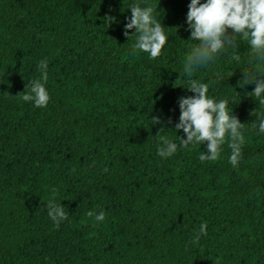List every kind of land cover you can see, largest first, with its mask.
<instances>
[{"label":"trees","instance_id":"obj_1","mask_svg":"<svg viewBox=\"0 0 264 264\" xmlns=\"http://www.w3.org/2000/svg\"><path fill=\"white\" fill-rule=\"evenodd\" d=\"M137 3L171 29L155 59L131 55L135 38L123 35ZM189 3L0 0V264H264V134L250 115L264 116V106L246 95L255 85L237 87L256 71L247 41L237 40L239 61L230 50L192 76L215 81L209 97L227 100L245 124L238 167L227 135L216 161H199L206 144L157 155L161 127L176 143L184 135L174 131L177 101L193 95L183 72L195 43ZM44 59L50 100L35 108L15 96ZM154 116L164 123L152 126ZM50 199L68 211L59 228ZM202 223L207 234L194 242Z\"/></svg>","mask_w":264,"mask_h":264},{"label":"clouds","instance_id":"obj_2","mask_svg":"<svg viewBox=\"0 0 264 264\" xmlns=\"http://www.w3.org/2000/svg\"><path fill=\"white\" fill-rule=\"evenodd\" d=\"M129 11L131 15L127 18L123 35L128 40L135 38L130 54L135 56L140 51L148 54L150 59L157 58L167 40L165 32L171 29H166L153 15L155 10L151 6L132 4ZM103 22L109 26L114 22V17L106 15ZM186 23L190 32L188 42L195 43L192 44L190 53L184 61L183 72L189 78L186 90L193 95L182 96L177 101L180 115L179 121L174 125V131L175 133L182 131L184 135H176L179 141L176 143L161 135L165 133V128L161 127L156 135L159 138L157 155L161 158H170L178 149L206 144L207 151L200 152L199 161L201 163L216 161L223 150L221 146L227 135L228 148L231 150L229 163L236 168L242 159L244 136L241 130L245 124L233 114L227 100L214 101L209 97V88L216 83L215 81L201 83L192 76L198 69L210 66L218 56L229 54L230 50L231 59L239 61L241 57L235 51L237 40L239 38L247 41L250 48L249 63H256V71H243V80L238 82L237 87L243 89L245 85H255L254 90L246 95L254 97L261 106H264V78L257 76L261 64H264V0H206L204 3L201 0H190ZM133 29L134 33L129 35ZM37 68L40 72L39 78L25 84L24 90L15 98L30 102L35 108H46L50 100L45 87L48 80L47 59L41 60ZM236 95L238 96L237 93ZM250 115L257 116V120L252 122V128L258 127L259 134H264V116H260L256 110ZM151 121L152 126L164 123L159 116H154ZM167 123H172L171 118ZM104 171L107 172L108 169L105 168ZM52 192L56 193L57 189L52 188ZM46 209L48 217L57 228L61 222L68 219L66 208L54 199L47 202ZM87 215L94 218L96 223L105 220L103 211L96 213L93 210ZM206 229L207 224L202 223L199 232L195 234L194 242H198L201 235L207 234Z\"/></svg>","mask_w":264,"mask_h":264}]
</instances>
